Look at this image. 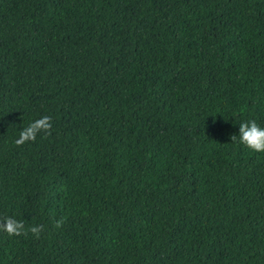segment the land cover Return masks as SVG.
I'll list each match as a JSON object with an SVG mask.
<instances>
[{
  "label": "trees",
  "instance_id": "trees-1",
  "mask_svg": "<svg viewBox=\"0 0 264 264\" xmlns=\"http://www.w3.org/2000/svg\"><path fill=\"white\" fill-rule=\"evenodd\" d=\"M253 119L264 0H0V264H264Z\"/></svg>",
  "mask_w": 264,
  "mask_h": 264
},
{
  "label": "clouds",
  "instance_id": "clouds-1",
  "mask_svg": "<svg viewBox=\"0 0 264 264\" xmlns=\"http://www.w3.org/2000/svg\"><path fill=\"white\" fill-rule=\"evenodd\" d=\"M51 120L50 116L45 115L31 122L19 132V137L15 140V144L21 146L27 142H34L40 133H44L45 136L50 135ZM230 139L232 142L238 139V142L250 151L264 152V127H260L254 119L240 123L239 135H233ZM62 223L63 221H58L56 227H61ZM42 230V225L28 229L36 238H39ZM0 231L6 233L9 237H19L26 234L24 223L11 217L4 218L3 222L0 223Z\"/></svg>",
  "mask_w": 264,
  "mask_h": 264
}]
</instances>
